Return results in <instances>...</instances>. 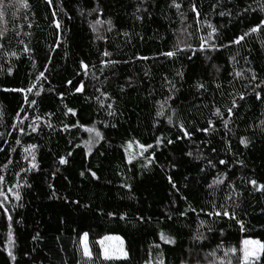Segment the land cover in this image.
Instances as JSON below:
<instances>
[{
    "label": "trees",
    "instance_id": "obj_1",
    "mask_svg": "<svg viewBox=\"0 0 264 264\" xmlns=\"http://www.w3.org/2000/svg\"><path fill=\"white\" fill-rule=\"evenodd\" d=\"M175 2L4 0L0 264H208L264 243V191L249 182L264 183V27L251 32L264 0ZM225 209L243 230L207 215ZM105 236L121 237L127 257L104 259Z\"/></svg>",
    "mask_w": 264,
    "mask_h": 264
},
{
    "label": "snow or ice",
    "instance_id": "obj_2",
    "mask_svg": "<svg viewBox=\"0 0 264 264\" xmlns=\"http://www.w3.org/2000/svg\"><path fill=\"white\" fill-rule=\"evenodd\" d=\"M19 2L22 4L23 7H25V8L28 7L27 0H19ZM48 2L51 3V0H48ZM4 6H5L4 5V0H0V19H3L4 15H5V13L3 11ZM173 6L176 7L177 9H179L181 7V5L178 4V3H176L175 0H173ZM262 9H264V6H262ZM96 10H98V9H96ZM192 10L193 11L196 10L195 9V6H193V9ZM137 11H139V9H137ZM145 11H146V9H145ZM244 11L246 12V11H248V9L246 8V9H244ZM220 14L221 15H225L224 12H221ZM197 15H199V14L197 13ZM137 19H141V17L137 16ZM96 23L97 24H101L102 22L98 20ZM106 23L109 25L108 30L111 31L112 30V22H111V20L106 21ZM56 27L57 28L60 27L59 22H57ZM262 27H264V21H262L261 24L257 25L256 27H253L251 29V32H258L260 30V28H262ZM209 28L212 29V33L213 34L216 33L217 29L214 26L209 25ZM93 30L96 31V28L94 27ZM0 35H2V32H0ZM125 35H127V33H125ZM247 35H249V33H244L243 35H241L240 37H238L237 39H235L233 41V43L239 44L242 40H244L245 36H247ZM98 38L102 39L103 37H98ZM0 47H2V45H0ZM210 47H212L213 49H215L216 46L213 44ZM179 50L180 49H177V51H179ZM201 50H203V46H202V49ZM104 55L105 56H109L110 53L105 52ZM163 55H165L167 57H172V56L175 55V52L169 51V52L163 53ZM112 63H115V62L113 61ZM84 67L87 68V65H84ZM40 75L43 76V73H41ZM178 75L182 76L183 73L182 72L181 73H178ZM251 78L253 80H255L257 78L256 77V74L254 72L252 73V77ZM198 87L199 88H203L204 85L203 84H200V85H198ZM257 87H259V85H257ZM82 90H83V84H81L76 89L77 92H80ZM18 91H24V90L23 89H19ZM27 91L28 92H31L32 91V88L29 87L27 89ZM37 94H39V93H37ZM256 98L257 99H260V93L259 92L256 93ZM240 99H244L243 95L240 96ZM31 103L35 104V101L34 100L31 101ZM233 107H236L235 101H233ZM68 111L72 112L73 110L72 109H69ZM227 111L229 113H231L232 112V108H228ZM73 114H75V113L73 112ZM219 114H220L219 113V109H217L216 110V115H219ZM169 123H172L171 118H169ZM224 123H225V126H227V121H225ZM209 124H211V121H209ZM33 130H35V129H33ZM87 131L93 132V131H95V129H87ZM204 131H207V129H205ZM184 135L187 136L188 133L185 132ZM96 138H101V134L98 131L95 132V137L94 138H90L88 141L85 142L86 145L89 146V152H91V146H92V144H93V142H94V140ZM168 143L171 144V143H173V141L172 140H168ZM241 143L244 144L245 147L248 146V141L246 139H242L241 140ZM32 147L34 149L36 146L33 145ZM128 147L131 149L132 148V144L129 143ZM140 148L143 150L145 148V146L144 145H140ZM25 151H29V149H25ZM69 155H71V153H69ZM188 155L191 156L192 153L189 152ZM32 159H33V161H35V155L32 156ZM59 163L61 165H64V164H67L68 163V160L66 158H63L62 157V158H60ZM219 163L220 164H225V161L224 160H220ZM36 167H37V165L35 163H33L32 164V168L35 169ZM83 175H84V173L81 172V176H83ZM91 175L94 178H97L98 179V177H96V173L95 172H92ZM0 180H2V177H0ZM168 180H169V183L172 185V187L175 189L176 188V185H175V183H173L171 176L168 177ZM249 182L253 185V187L257 191H264V183L258 184V182L255 179H252ZM215 183H217V184L223 183V180L218 179L217 181H215ZM211 186L212 185H209V187H211ZM229 198H231V197H229ZM16 199L17 200L20 199L19 194H17ZM213 208H215L214 205H213ZM190 210L193 211V212L196 211L194 208H192ZM182 215H187V212L182 213ZM207 215H209V216H215V217H220L221 215H223L224 217H228L231 220H235L236 223L240 225L241 230L244 229V222H243V220L237 219L235 212L229 213V211H227L225 209V210H223L222 213H221V211H213V212L207 213ZM121 219H124V217H121ZM168 219H171V216L170 215H169ZM9 220H11V216H9ZM204 223H205L204 221H200V224L202 226L204 225ZM208 231H212L211 227L208 228ZM221 234H223V233H221ZM9 235L11 236V233ZM37 237H38V234H37ZM205 238L206 237L204 236V234L203 233H199V232L194 237V239L197 240V241H202ZM111 239H113V237L105 236L101 241H99V243L101 244V246H104L105 241H108V240H111ZM115 239H119V238L116 237ZM161 239L165 240L168 243H173V244L175 243V240L174 239L165 236L163 233H161ZM82 240H83V256L88 257L89 259H91L92 253L89 250V246H88V233L87 232H84L83 233ZM10 244H14V241L10 240ZM243 244H244V248L242 249V252H243V261H244V264H254L255 260H259L260 255L261 254H264V243H262L259 240H248V239H246V240L243 241ZM229 251L232 252L233 254H235L236 251H237V249L236 248H231V249H229ZM121 254L124 257H127V252H124L122 249H121ZM8 255L11 257V259L13 261H15L16 257L13 254L11 248L8 251ZM209 255L215 256V252L209 253ZM112 256H113V253L111 252V250L108 247H105L104 248V258L105 259H111ZM228 264H232L231 260L228 261Z\"/></svg>",
    "mask_w": 264,
    "mask_h": 264
},
{
    "label": "rangeland",
    "instance_id": "obj_3",
    "mask_svg": "<svg viewBox=\"0 0 264 264\" xmlns=\"http://www.w3.org/2000/svg\"><path fill=\"white\" fill-rule=\"evenodd\" d=\"M139 151L141 152V148H140ZM109 237H113V239L108 240V241H105L104 246H101V244L99 243V245L101 247L102 257L104 258V248L105 247H108L111 250V252L113 253V256H112L111 259H106V260H116V259H124V258H126V257H124L121 254V249L124 252H126V250H125V244H124L123 239L121 237H119V236H109ZM116 237H118L119 239H115ZM82 246H83V240H82ZM88 246H89V243H88ZM243 248H244V244H242V247H241L240 251H238L237 253L233 254L231 252L228 255H224V257H219L218 254H215V256H212L214 262H209L208 264H228V261L229 260H231L232 264H235L237 262L239 264H244V261H243V252H242V249ZM89 250H90V247H89ZM86 258H88V257H86ZM257 261L258 260H255L254 264Z\"/></svg>",
    "mask_w": 264,
    "mask_h": 264
}]
</instances>
